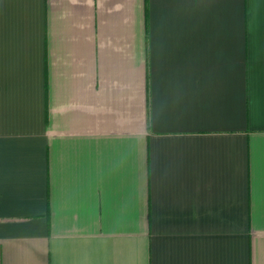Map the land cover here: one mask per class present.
Listing matches in <instances>:
<instances>
[{
    "label": "crops",
    "instance_id": "crops-1",
    "mask_svg": "<svg viewBox=\"0 0 264 264\" xmlns=\"http://www.w3.org/2000/svg\"><path fill=\"white\" fill-rule=\"evenodd\" d=\"M0 264H264V0H0Z\"/></svg>",
    "mask_w": 264,
    "mask_h": 264
}]
</instances>
